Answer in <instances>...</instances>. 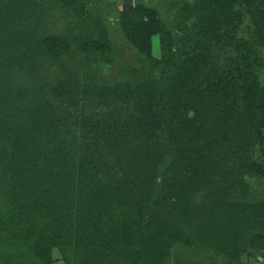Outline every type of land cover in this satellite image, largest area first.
Masks as SVG:
<instances>
[{
	"label": "trees",
	"instance_id": "16d2710c",
	"mask_svg": "<svg viewBox=\"0 0 264 264\" xmlns=\"http://www.w3.org/2000/svg\"><path fill=\"white\" fill-rule=\"evenodd\" d=\"M157 2L0 0V264L264 252V0Z\"/></svg>",
	"mask_w": 264,
	"mask_h": 264
},
{
	"label": "rangeland",
	"instance_id": "374dc122",
	"mask_svg": "<svg viewBox=\"0 0 264 264\" xmlns=\"http://www.w3.org/2000/svg\"><path fill=\"white\" fill-rule=\"evenodd\" d=\"M106 2V4L109 2L107 0H102ZM150 5H158L159 3L157 0H148L147 2ZM105 13L108 17L111 16L113 18V21L109 22V28H110V35L113 39V41L117 42L123 47V51L128 53L130 50V45L126 42L124 39L121 30L119 28V25L116 22L117 14H116V8L110 7L108 5L103 7ZM152 50L155 57L161 56V47H160V40L159 36H154L152 39ZM172 264H223V262L219 259L215 258H205L203 256L191 258L188 255H182V254H174L171 258Z\"/></svg>",
	"mask_w": 264,
	"mask_h": 264
},
{
	"label": "crops",
	"instance_id": "0c3cea01",
	"mask_svg": "<svg viewBox=\"0 0 264 264\" xmlns=\"http://www.w3.org/2000/svg\"><path fill=\"white\" fill-rule=\"evenodd\" d=\"M109 2H112L116 8H121L125 4H145L148 2V0H107ZM54 264H64L63 261L59 260L56 261ZM248 264H264L260 262L256 257H252L249 259Z\"/></svg>",
	"mask_w": 264,
	"mask_h": 264
},
{
	"label": "water",
	"instance_id": "95a60500",
	"mask_svg": "<svg viewBox=\"0 0 264 264\" xmlns=\"http://www.w3.org/2000/svg\"><path fill=\"white\" fill-rule=\"evenodd\" d=\"M260 262L264 263V252L261 253L258 258H257Z\"/></svg>",
	"mask_w": 264,
	"mask_h": 264
}]
</instances>
